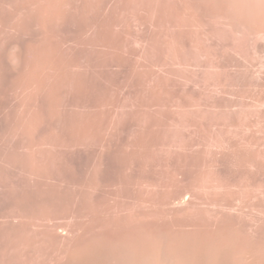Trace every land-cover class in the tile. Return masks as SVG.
Wrapping results in <instances>:
<instances>
[{
    "label": "rangeland",
    "instance_id": "rangeland-1",
    "mask_svg": "<svg viewBox=\"0 0 264 264\" xmlns=\"http://www.w3.org/2000/svg\"><path fill=\"white\" fill-rule=\"evenodd\" d=\"M52 122L61 145L34 146ZM30 146L62 158L54 194L24 183ZM41 198L133 216L66 234ZM139 248L264 264V0H0V264H124Z\"/></svg>",
    "mask_w": 264,
    "mask_h": 264
},
{
    "label": "bare ground",
    "instance_id": "bare-ground-1",
    "mask_svg": "<svg viewBox=\"0 0 264 264\" xmlns=\"http://www.w3.org/2000/svg\"><path fill=\"white\" fill-rule=\"evenodd\" d=\"M38 10V9H37ZM37 10H35V11H37ZM44 12V10H39V12ZM44 14V13H43ZM42 21H39V23H41ZM42 25H44L43 27H45V24L43 23ZM42 26H41V28H43ZM46 29V28H45ZM47 32V31H46ZM46 35V34H45ZM48 36V35H47ZM50 36V35H49ZM40 43V42H39ZM43 43V42H42ZM42 43H40V44H42ZM44 45V44H43ZM42 45V46H43ZM38 46V45H37ZM41 46V45H40ZM38 48V47H37ZM41 48V47H40ZM47 48V47H46ZM31 49V48H30ZM32 49H34L35 51H36V48H32ZM42 49V48H41ZM41 49H40V51H41ZM34 50H33V52H34ZM39 50V49H38ZM30 52H31V50H29ZM37 52H39V51H37ZM37 52H36V55H37ZM49 52V51H48ZM40 53V52H39ZM32 54V53H31ZM34 54V53H33ZM46 54H47V51H46ZM28 55V54H27ZM50 55H51V52H50ZM39 56V55H38ZM35 57V56H34ZM45 57H46V55H45ZM38 58V57H37ZM44 58V57H43ZM50 58V57H49ZM49 58L47 59V58H45V59H47V60H49ZM26 59H27V57H26ZM33 60V59H32ZM42 61H44V60H42ZM41 60H40V63L42 62ZM46 61V60H45ZM28 62V60L26 61V63ZM31 62V61H30ZM48 62V61H47ZM35 63V62H34ZM44 63V62H43ZM48 64V63H47ZM44 65H45V63H44ZM39 67V66H38ZM37 67V68H38ZM32 68H36V66L35 65H31V68H30V66H29V70L30 69H32ZM42 68H44L43 66H42ZM31 71H33V69L31 70ZM39 72V71H38ZM37 72V73H38ZM44 72V71H43ZM36 73V74H37ZM27 74H29L30 75V73H27ZM31 74H34V73H31ZM28 75V76H29ZM20 76H21V74H20ZM27 76V75H26ZM27 76V77H28ZM37 76H38V74H37ZM44 77H46V76H44ZM29 78H30V76H29ZM28 78V79H29ZM37 78V77H36ZM20 79H21V77H20ZM19 79V80H20ZM27 78L25 79V80H28ZM18 80V81H19ZM30 80V79H29ZM28 80V81H29ZM33 80H36L35 78H33L32 79V81ZM27 81V82H28ZM35 82V81H34ZM33 82V83H34ZM33 83H28L29 85L30 84H32L33 85ZM29 85H27V87L29 88ZM31 87V86H30ZM53 88V87H52ZM51 91H52V89H50ZM49 90V91H50ZM55 91V90H54ZM36 92V91H35ZM42 92V91H41ZM50 94H52L51 92H50ZM53 94L55 95V94H57V92L56 93H54L53 92ZM60 94V93H59ZM34 95H35V93H34ZM58 95V94H57ZM60 96V95H59ZM35 97V96H34ZM49 97H52V95L50 96L49 95ZM54 97V96H53ZM58 97V96H57ZM33 98V97H32ZM34 99V98H33ZM59 100V99H58ZM58 100H56V102H54L52 105L54 106L55 104H57V101ZM31 101H35V100H32L31 99ZM54 101V100H53ZM60 101V100H59ZM62 102V101H61ZM60 102V103H61ZM59 103V102H58ZM60 105V104H59ZM52 106V108L54 109V108H56L55 106L53 107ZM59 107V106H58ZM57 107V108H58ZM51 108V109H52ZM53 109H52V112L53 113H55L56 115H53V113H52V116L51 117H53V116H57V119H54V118H56V117H54V118H52V120H54L53 122L54 123H56L57 121L56 120H60L61 118H64L65 117V114L63 115V113L64 112H62V114H61V111H60V109H59V111H60V114L59 113H57V110H55V112L53 111ZM36 113V112H35ZM33 115V114H32ZM31 115V116H32ZM64 117H63V116ZM30 116V117H31ZM34 116V115H33ZM36 116H38V115H36ZM35 116V117H36ZM60 116H62L60 119H59V117ZM33 119H34V117H32ZM31 118V119H32ZM36 119V118H35ZM38 119V118H37ZM45 119V118H44ZM39 120V119H38ZM46 120V119H45ZM48 120V119H47ZM50 120V119H49ZM37 121V120H36ZM36 121H34V122H36ZM61 121V120H60ZM34 122H32V123H34ZM45 122V121H44ZM49 123L48 125H50V127H53V124L54 123ZM61 123L62 122H60V125H61ZM63 123H66L65 122V118H64V121H63ZM57 124H59L58 122H57ZM47 125V124H46ZM48 125L46 126V128L48 129L46 132H45V130L43 129V131H42V133H38V126H34L33 127V130H32V132L29 134L30 135V137L31 136H33V134L34 135H38L39 137H37L38 138V140H36V142L37 143H35V144H33L34 146H40V147H42V146H44L43 144H45V141H46V139H48V140H50L51 141V146H53V148L57 145V143L58 142H60V143H58L59 145H61V141H58V142H56V145H55V143H54V140H56L57 139V136L59 135L58 133V131H57V133L55 132V133H53V131H49V129H52V130H55L54 129V127L53 128H48ZM52 125V126H51ZM56 126V128L58 127L57 125H55ZM63 126H60V128L61 129H63L64 128V131H65V127H63ZM28 129V128H27ZM58 129V128H57ZM67 131V130H66ZM44 132V133H43ZM48 132V133H47ZM63 132V131H62ZM37 133V134H36ZM70 133V132H69ZM69 133H67V132H65V134H69ZM26 134H27V131H26ZM56 134H58L57 136H56ZM64 133L62 134L61 133V135H65ZM32 138V137H31ZM66 140V139H65ZM63 142V141H62ZM66 142V141H65ZM62 144H64V143H62ZM67 144V143H66ZM59 145H57V146H59ZM50 146V147H51ZM64 146H66L65 144H64ZM63 146V147H64ZM62 147V146H61ZM62 147V148H63ZM29 148H31V146L29 147ZM35 148H37V147H35ZM53 148H51V150H54ZM65 148V147H64ZM40 150H34L33 151V149L31 148V149H29V151H31V152H26L25 154V156L22 158L24 161H23V165L22 166H24L25 167V171H26V169H28V173H30V175L29 174H27L28 175V177H26V178H24L27 182H24V180H23V182L25 183V184H31V185H29L30 187L33 185L34 187H35V189H33V190H35V192H36V194L38 193V196L39 195H41V197H42V194L41 193H43L44 192V190L46 189L47 191H53V194L56 192V188L58 189V185H63V184H60V182L61 183H63V181L62 180H60V182L59 181H57V178L60 176L59 175V172H57V170H60V168H61V166L60 165H62V163H63V160H62V158L60 157L61 155H62V152H60V151H62V150H60V151H58V152H60L61 154H60V158L61 159H59L58 158V155L57 154H55V153H53L51 150L50 151H47V149L46 148H44V149H46V150H44V149H41V148H39ZM28 150V149H27ZM35 151H37V152H35ZM33 152H35V153H33ZM65 153V152H64ZM57 155V156H56ZM63 156V155H62ZM64 158V157H63ZM61 160H62V163H61ZM60 164V165H59ZM60 167V168H59ZM59 168V169H58ZM24 169V168H23ZM55 169H57V170H55ZM62 170H60V172H61ZM62 175L63 174H61V177L60 178H62ZM32 176V177H31ZM64 176H65V174H64ZM123 176V175H122ZM127 176V175H126ZM66 177V176H65ZM129 177V176H128ZM31 179V181H29L30 179ZM29 179V180H28ZM58 180H59V178H58ZM56 182H58V183H56ZM24 183H23V185H24ZM65 183V182H64ZM68 184V183H67ZM93 185V184H92ZM95 185V184H94ZM27 186V185H26ZM29 186H27V187H29ZM90 186V185H89ZM23 187H25V185L23 186ZM60 187V186H59ZM62 187V186H61ZM64 187V186H63ZM88 187V186H87ZM95 187V186H94ZM32 188V187H31ZM31 188H30V190H31ZM44 188V189H43ZM93 188V187H92ZM24 189V188H23ZM87 189V188H86ZM97 189V188H96ZM99 189V188H98ZM22 190V189H21ZM54 190H55V192H54ZM64 190V189H63ZM24 191V190H23ZM22 191V192H23ZM25 191H27V190H25ZM28 191H29V189H28ZM32 191V190H31ZM60 191H61V189H60ZM89 191V190H88ZM87 191V192H88ZM95 191V190H94ZM59 192V191H58ZM21 193V192H20ZM26 194H27V192H25ZM45 193V192H44ZM50 193V192H49ZM89 193V192H88ZM26 194H24V196H25V199H26ZM34 194V193H33ZM48 194V193H47ZM60 194V193H59ZM21 195H22V193H21ZM56 195V194H55ZM24 196H23V198H24ZM44 196H46L45 194H44ZM50 196H51V193H50ZM17 197H18V195H17ZM54 197V196H53ZM28 198V197H27ZM32 198V197H31ZM34 198V197H33ZM39 198L40 197H38L37 198V200H39ZM50 198V197H49ZM48 198V199H49ZM55 198V197H54ZM58 198H60V197H58ZM86 198V197H85ZM88 198V197H87ZM91 198V197H90ZM16 199V198H15ZM22 199V198H21ZM41 199H44V201H43V203L45 202V201H50V200H45V198H41ZM50 199H53V198H50ZM57 199V198H56ZM55 199V200H56ZM61 200V199H60ZM64 200V199H63ZM62 200V201H63ZM82 200V199H81ZM92 200V199H91ZM103 200V199H102ZM100 201L101 203H102V205H104V207H105V204H106V207H105V210H103L104 209V207L103 206H101L100 207V203H99V200H98V204L96 203V202H94V200L92 201L93 203H96L97 204V206L96 207H98V205H99V207L100 208H103L102 210H100V208H98V210H100L101 212H102V214H100L101 212H98V210H97V208H96V210H97V213L98 214H100V215H97V213H96V211H94L93 209L95 208V206H93V205H96V204H93L92 202H90V199H89V203H87L86 202V204H89V205H84L85 203L82 201V203H83V205L80 203V204H76V207L74 206L75 205V203H74V201L75 200H73V202L72 203H74V205H72V204H70V205H72L71 206V209H72V211L71 210H69L70 209V207L68 206V213H65L66 214V217H64L65 216V214L64 213H62L64 216H62V215H60V213H58V212H61L62 211V209H60V207H56V205L58 204V199H57V201H56V203L55 202H49L50 204H52L53 206H54V208L57 210V213L58 214H56L57 216L58 215H60L61 216V218L62 217H64L65 218V221L66 220H69V221H67V223H70V224H67L65 221V223L67 224V226H65V227H63L62 226V231L63 232H65L66 234L67 233H75L76 232V234H77V232L79 231H81L80 233L82 234V236L83 235H85L87 232H89V231H95L97 228H101L102 229V231H103V229H106V228H108V227H110V226H112V224L113 223H115L114 221H116L115 220V218L117 219V216L116 217H114L115 215L114 214H117L118 212H117V210L119 209L120 210V208H122L124 205H122V207H119V202L117 201H115V202H113L112 201V203L111 204H109L108 202H104V201ZM23 201V200H22ZM69 201V200H68ZM68 201H64V202H60V205H63L65 202H67L68 203ZM109 201V200H108ZM35 202V201H34ZM38 202V201H37ZM42 202V200L40 201V203ZM109 202H111V201H109ZM23 203H24V201H23ZM36 203V202H35ZM39 203V205H41L42 204V206L44 205V206H46V202L43 204V203H41L40 204ZM63 203V204H62ZM66 203V204H67ZM69 203H70V201H69ZM77 203H78V201H77ZM92 203V206L90 205ZM121 204H125V206L128 204V203H125V202H120ZM134 204H135V202H133ZM32 204V203H31ZM130 204V203H129ZM128 204V205H129ZM143 204V203H142ZM35 205H37V204H35ZM47 205L48 206H52V205H49L48 203H47ZM68 205V204H67ZM67 205H64L65 206V208L64 209H67ZM79 205H81V206H79ZM109 205V206H108ZM127 205V206H128ZM57 206H59V205H57ZM126 206V207H127ZM134 206H136V205H134ZM29 207L30 206H28V210H29ZM32 207V206H31ZM30 207V208H31ZM33 207H34V205H33ZM47 207V206H46ZM50 207H47L46 208V210L45 211H47V213L49 214V212H50V210L49 209H51ZM92 207H93V209H92ZM125 207V208H126ZM129 208H130V206H128ZM137 207H139L140 208V204H139V206H138V203H137ZM37 208H39V206L37 207ZM49 208V209H48ZM124 208V209H125ZM139 208H137V209H139ZM40 209L42 210H44L45 209V207H43V208H41L40 207ZM89 209V211H87ZM91 209L93 210V211H91ZM126 209H128V208H126ZM136 209V208H135ZM41 210H39V212H43V210L41 211ZM86 210V211H85ZM107 210V211H106ZM118 210V211H119ZM122 210V209H121ZM49 211V212H48ZM51 211H53V208H52V210ZM66 210H65V212H67ZM71 213H70V212ZM127 211H130V210H127ZM127 211L125 210V212H126V214H129L130 213V215H132L133 213H131V212H129V213H127ZM132 211H133V209H132ZM137 211V210H136ZM38 212V211H37ZM63 212V211H62ZM96 214H95V213ZM106 212V213H105ZM120 212V214H122L121 216H123L122 218L124 219V213L125 212H123V210H122V212L123 213H121V211H119ZM105 213V214H104ZM109 213V214H108ZM113 213V214H112ZM137 213V212H136ZM37 214V213H36ZM43 214H45V212H43L42 213V215ZM54 214V213H53ZM52 214V215H53ZM67 214H70L68 217H67ZM119 214V215H120ZM38 215H41V214H39L38 213ZM46 215V214H45ZM50 215V214H49ZM51 215V216H52ZM114 217V220H113V218H112V216ZM118 215V216H119ZM37 216V215H36ZM46 216H48V215H46ZM57 216H55L54 215V217H50V218H55V217H57ZM60 216H59V218H60ZM110 216H111V218H110ZM120 216V217H121ZM127 216V215H126ZM125 216V218H127ZM133 216V215H132ZM38 217V216H37ZM40 217V216H39ZM45 217V216H44ZM130 217V216H129ZM41 218V217H40ZM39 218V219H40ZM46 218V217H45ZM64 218H62L63 220H64ZM68 218V219H67ZM131 218L132 217H130V220H131ZM42 219V218H41ZM40 219V220H41ZM47 219V218H46ZM56 219V218H55ZM54 219V220H55ZM119 219V218H118ZM118 219H117V221H116V223L118 222ZM57 220V219H56ZM38 221V220H37ZM44 222V221H43ZM47 222V221H46ZM51 222V221H50ZM62 222V221H61ZM123 222H125L124 220H123ZM127 222H129V220L127 221ZM52 223V222H51ZM58 223V222H57ZM115 223V224H116ZM120 223H121V221H120ZM43 224V223H42ZM55 224H56V222H55ZM63 224V223H62ZM122 224H124V223H122ZM121 224V225H122ZM128 224V223H127ZM41 225V224H40ZM125 225V224H124ZM124 225H122L123 227H124ZM48 226V225H47ZM61 226V225H60ZM73 226V227H72ZM119 226H120V224H119ZM130 226V225H129ZM40 227V226H39ZM56 227V226H55ZM127 227H128V225H127ZM43 228H46V227H43ZM119 227H117V229H118ZM122 228V227H121ZM121 228H120V230H121ZM123 229V228H122ZM125 229V228H124ZM129 228H127V229H125L126 231L128 230ZM41 230V229H40ZM125 230H123V231H125ZM44 231V230H43ZM46 231H47V228H46ZM115 231V230H114ZM117 231V230H116ZM119 231V230H118ZM123 231H121V233H123ZM78 232V233H79ZM98 232V231H97ZM105 232V231H104ZM108 232H109V229H108ZM110 232H111V229H110ZM42 233V232H41ZM43 233H45V231L43 232ZM42 233V234H43ZM112 233H114V232H112ZM119 233L120 232H115V234L113 235V234H111V235H113L112 237H114V236H119ZM47 234V233H46ZM45 234V235H46ZM54 233H52L51 235H53ZM94 234H96V233H94ZM99 234H101V233H99ZM106 234V233H105ZM44 235V234H43ZM89 235V234H88ZM122 235V234H121ZM75 236V235H74ZM79 236H81L80 234H79ZM91 236V235H90ZM95 236V235H94ZM69 237V236H68ZM76 237H78V236H76ZM84 237V236H83ZM111 237V236H110ZM74 238V237H73ZM78 238H80V237H78ZM77 238V239H78ZM86 238H88V237H86ZM86 238H83V239H86ZM76 239V240H77ZM74 240H75V238H74ZM78 240H80V242H81V239H78ZM77 240V241H78ZM87 240V239H86ZM68 241V240H67ZM70 242H71V240H70ZM79 244V243H78ZM167 246V245H166ZM141 248H144L143 246H141ZM146 248V247H145ZM167 248V250L169 249L168 247H166ZM175 248V247H174ZM181 248V247H180ZM134 249V248H133ZM136 249H138L137 247H136ZM140 249V248H139ZM162 249V248H161ZM150 250H152V251H154L153 249H151L150 248ZM181 250H183L182 248H181ZM229 250V249H228ZM227 250V251H228ZM233 250V249H232ZM237 249H235V251H236ZM173 251V250H172ZM186 251V250H185ZM184 251V252H185ZM187 251H189V250H187ZM193 251V250H192ZM220 251V250H219ZM225 251V250H224ZM234 251V252H235ZM248 251H249V253H250V250H247L246 251V254L248 253ZM135 252V251H134ZM155 252V251H154ZM159 252V251H158ZM163 252V251H162ZM170 252V251H169ZM168 251H166V252H164V254L162 253V257H161V255H160V252H159V255L160 256H158V253H152V252H150L149 253V249H148V253H146V252H142V249H140V253L138 252V254L136 255V257L133 259L134 260V262H133V260L132 261H130V263L128 262H126L125 260V263L124 264H194L193 263V261L194 260H192L190 257H187V256H182L181 254V256H178V255H175L174 254V252L172 253H169ZM178 252V251H177ZM229 252H230V250H229ZM237 252H238V250H237ZM165 253L167 254V255H165ZM226 253V252H225ZM228 253V252H227ZM226 253V254H227ZM241 253V252H240ZM127 254V253H126ZM188 254H189V252H188ZM188 254H186V255H188ZM193 254V253H192ZM218 254V253H217ZM226 254H224L225 256H227ZM236 254V253H235ZM235 254H233L234 255V257L233 256H229L228 255V257L230 258L231 257V262H224V264H258L257 262H256V260H258V259H256L255 258V256H254V258L256 259H254L253 258V256H250V257H245L244 259H246V260H244V261H246V262H243L242 263V261H241V259L242 258H238L237 257V255L235 256ZM238 254V253H237ZM245 254V255H246ZM254 254H256V253H254ZM121 255H123L124 256V254H121ZM120 255V256H121ZM133 255V257H134V254H132ZM185 255V254H184ZM194 255V254H193ZM192 255V256H193ZM196 256H197V254H195ZM222 255V254H221ZM250 255H251V253H250ZM253 255V254H252ZM111 256V255H110ZM123 256H122V258H123ZM198 256H199V254H198ZM201 256V255H200ZM218 256V255H217ZM247 256H248V254H247ZM130 257V256H129ZM206 257V256H205ZM233 257V258H232ZM243 257V256H242ZM127 258H128V256H127ZM193 258L195 259L196 257H194L193 256ZM201 258V257H200ZM204 258V257H203ZM205 259V258H204ZM219 259V258H218ZM228 259V258H227ZM226 259V260H227ZM110 260V259H109ZM118 260V259H117ZM120 260V259H119ZM214 260V259H213ZM223 260V259H222ZM222 260H220V261H222ZM228 260H230V259H228ZM121 261V260H120ZM120 261H118V262H120ZM225 261V260H224ZM107 262V261H106ZM198 262H200V261H198ZM197 262V263H198ZM223 263V262H222ZM261 263V262H260ZM80 264V263H79ZM109 264V263H108ZM122 264V263H121ZM199 264V263H198ZM202 264V263H201ZM204 264V263H203ZM210 264V263H209ZM213 264H217V262L216 263H213ZM221 264V263H220Z\"/></svg>",
    "mask_w": 264,
    "mask_h": 264
}]
</instances>
